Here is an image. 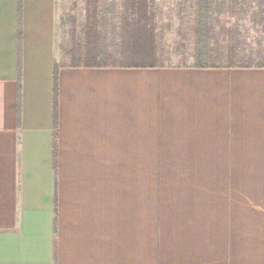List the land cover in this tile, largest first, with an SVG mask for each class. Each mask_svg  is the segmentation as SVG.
I'll return each instance as SVG.
<instances>
[{"label": "crops", "instance_id": "1", "mask_svg": "<svg viewBox=\"0 0 264 264\" xmlns=\"http://www.w3.org/2000/svg\"><path fill=\"white\" fill-rule=\"evenodd\" d=\"M56 0H0V264H264V67L58 69Z\"/></svg>", "mask_w": 264, "mask_h": 264}, {"label": "rangeland", "instance_id": "2", "mask_svg": "<svg viewBox=\"0 0 264 264\" xmlns=\"http://www.w3.org/2000/svg\"><path fill=\"white\" fill-rule=\"evenodd\" d=\"M87 0H56V60L82 44ZM157 68L264 65V0H150ZM97 62L120 65L126 0H97Z\"/></svg>", "mask_w": 264, "mask_h": 264}, {"label": "trees", "instance_id": "3", "mask_svg": "<svg viewBox=\"0 0 264 264\" xmlns=\"http://www.w3.org/2000/svg\"><path fill=\"white\" fill-rule=\"evenodd\" d=\"M150 0H126L124 20L125 38L123 40V53L127 62L120 65H107L97 62L96 53L99 45V31L96 14L97 0L86 1V21L82 32V44H75L68 55L71 60L69 67H118L126 69H156V46L154 44V31L148 24ZM62 63L55 64L54 72V108L56 111V95L58 82V69L64 68ZM264 67V65L260 66ZM206 68V67H200ZM211 68V67H210ZM214 68V67H212ZM240 68V67H239Z\"/></svg>", "mask_w": 264, "mask_h": 264}]
</instances>
